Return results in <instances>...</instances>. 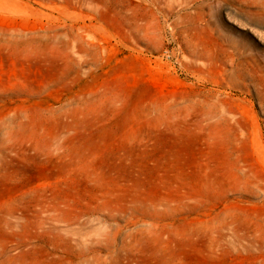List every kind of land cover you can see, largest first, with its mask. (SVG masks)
<instances>
[{"label":"rangeland","instance_id":"374dc122","mask_svg":"<svg viewBox=\"0 0 264 264\" xmlns=\"http://www.w3.org/2000/svg\"><path fill=\"white\" fill-rule=\"evenodd\" d=\"M0 264H264V0H0Z\"/></svg>","mask_w":264,"mask_h":264}]
</instances>
